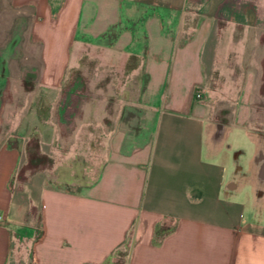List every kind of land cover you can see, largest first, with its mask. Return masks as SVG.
I'll return each mask as SVG.
<instances>
[{
  "label": "crops",
  "instance_id": "0c3cea01",
  "mask_svg": "<svg viewBox=\"0 0 264 264\" xmlns=\"http://www.w3.org/2000/svg\"><path fill=\"white\" fill-rule=\"evenodd\" d=\"M10 1L31 11L29 43L38 47L46 96L45 113L27 107L0 142V264L17 261L25 244L31 264H116L120 248L123 264H264L252 77L231 120L214 116L208 93L195 97L215 23L264 32V0ZM85 58L90 85L81 80ZM72 112L73 146L61 150L54 142L66 139L60 130ZM31 132L53 158V177L42 174L39 187L38 224L20 221L15 207L21 140ZM241 136L253 145L242 164V149L230 157ZM60 167L68 182L58 180ZM231 181L238 187L228 189ZM158 226L166 232L156 239Z\"/></svg>",
  "mask_w": 264,
  "mask_h": 264
},
{
  "label": "rangeland",
  "instance_id": "374dc122",
  "mask_svg": "<svg viewBox=\"0 0 264 264\" xmlns=\"http://www.w3.org/2000/svg\"><path fill=\"white\" fill-rule=\"evenodd\" d=\"M21 10L22 12H18L10 0H0V62L5 65L4 72L0 74V142L9 137L14 128L13 121H17L16 115L19 113L21 117L26 113L27 107L38 108L40 115L45 113L41 101L44 98L42 95L46 96V93L38 87L36 79V73L40 68V63L36 60L38 47L29 43L31 11L26 8ZM206 51L210 53L212 61L206 67L204 85L199 92L202 98L204 92L209 94L207 97L212 101V113L217 119L225 121L233 118L241 86L246 76L251 75L254 85L250 98L249 128L256 136V155L261 152L264 160V32L243 30L218 22L214 25ZM21 54L30 55L35 61L18 58L17 56ZM86 59L80 63V68L87 72V76L81 80L83 85H90L92 64ZM120 81L122 78L114 79L116 85H119ZM76 119L77 115L72 112L60 130L66 134V139L60 137V140L54 142V146L61 150L73 146L68 137L76 130ZM240 133L243 135L242 131ZM241 138L242 144L233 146L230 151L232 160L235 151L238 149L244 151L239 159L240 164L244 163V159H249L253 152L250 141L244 136ZM21 144L24 148L14 179L15 207L22 216L20 221L38 224L36 206L38 207L39 187L42 183V174L53 177L48 173L53 158L41 151L35 132L29 133L26 139L21 140ZM260 164L261 162L257 166ZM57 174L60 182L70 180V175L62 167ZM243 214L245 218L250 216L249 212L244 211ZM22 250L18 260H13V264H31L26 244L22 246ZM123 251V248L118 250L117 260L121 259Z\"/></svg>",
  "mask_w": 264,
  "mask_h": 264
},
{
  "label": "built area",
  "instance_id": "2783aa9c",
  "mask_svg": "<svg viewBox=\"0 0 264 264\" xmlns=\"http://www.w3.org/2000/svg\"><path fill=\"white\" fill-rule=\"evenodd\" d=\"M195 97L197 98V99H201L202 98V95H201V93L198 91V92H196V94H195ZM259 158H263L262 157V155H261V152H259L257 155H256V157H255V160L256 161H258V163L259 162H261V164H260V170H263V164H264V160L263 161H260V159ZM238 187V185L235 183V182H230L229 184H228V189H230V190H232V189H234V188H237Z\"/></svg>",
  "mask_w": 264,
  "mask_h": 264
},
{
  "label": "trees",
  "instance_id": "16d2710c",
  "mask_svg": "<svg viewBox=\"0 0 264 264\" xmlns=\"http://www.w3.org/2000/svg\"><path fill=\"white\" fill-rule=\"evenodd\" d=\"M165 232H166L165 229L160 228L159 226L156 227L155 238H156V239L159 238V237L162 236ZM154 242H155V240H154ZM124 256H125V252H122V253H121V256H120L121 259H120V260H117V261H116V264H123V262H124Z\"/></svg>",
  "mask_w": 264,
  "mask_h": 264
},
{
  "label": "bare ground",
  "instance_id": "6f19581e",
  "mask_svg": "<svg viewBox=\"0 0 264 264\" xmlns=\"http://www.w3.org/2000/svg\"><path fill=\"white\" fill-rule=\"evenodd\" d=\"M14 42V41H13ZM8 48H10V46L8 47ZM12 48V47H11ZM11 51V50H10ZM5 59H6V57H5ZM4 72V71H3Z\"/></svg>",
  "mask_w": 264,
  "mask_h": 264
}]
</instances>
